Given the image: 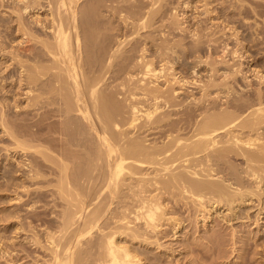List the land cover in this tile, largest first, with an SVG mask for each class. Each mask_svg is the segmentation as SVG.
Segmentation results:
<instances>
[{
	"label": "bare ground",
	"instance_id": "bare-ground-1",
	"mask_svg": "<svg viewBox=\"0 0 264 264\" xmlns=\"http://www.w3.org/2000/svg\"><path fill=\"white\" fill-rule=\"evenodd\" d=\"M15 1L21 3H16L21 14L37 16L32 17L37 27L23 24L17 17L15 20L30 26L27 30L19 24L21 31L30 30L24 31L27 40L36 42L25 49L30 63L21 60L23 83L18 80V84L26 87L24 91L19 89L27 99V107L38 111L29 110L34 119L28 123L29 107H25V118L29 119L21 128H14L19 124L17 120L14 126H6L8 113L5 116L1 111L5 119L1 113L0 126L10 136L13 145L9 147L14 152L9 156L13 160L10 169L5 168L10 177H3L9 180L2 187L6 191L10 188V193L5 191L6 198L25 204L29 214L28 220L22 222L19 207L3 212L0 223L13 228L8 239L0 238V258L8 264H175L181 250L176 253L173 247L177 245L172 247L167 238H177L185 229L181 215L175 216L182 208L193 215V224L204 228V232L212 228L209 224L216 219L220 222H214L215 226L220 227L222 222L221 226L225 224L229 229L234 226L232 220L244 219L248 227L252 224L256 231L264 232V58H252L242 43L239 49L229 50L227 41L221 42L222 46L218 41L223 56L210 60V53L219 48L215 36L208 35L207 41L203 39L207 55L199 56L201 71L195 69L198 63L193 64L188 78L184 71L185 76H176L171 67L170 74L164 71L168 76L162 89L154 82L164 76L163 71L153 69L151 59L168 65L176 41L162 43L161 37L163 45L153 42L155 45L148 50L147 41L139 39L126 49L131 40L121 29L132 28L129 35H139V30L149 28L163 14L167 0ZM212 1L215 0H203L204 13L211 16L215 10L220 23L217 35L231 31L236 38L232 39L239 41L233 27L239 16L240 23L248 29L259 30L248 18L264 16V0H216V8L210 9ZM40 12L45 16L40 17ZM114 17L119 20L117 24ZM207 20L211 22L213 18ZM196 37L199 36L193 38ZM218 37L220 40L223 36ZM194 41L195 47L203 46L199 38L197 44ZM185 86L197 87L198 96L193 92L180 96L179 90ZM118 93L124 102L116 99ZM10 109L7 110L12 114ZM18 109L22 111L19 106ZM48 196L51 201L45 200ZM58 206L61 208L56 212ZM164 224L167 227L163 228ZM213 233L203 236L206 243H200V247L196 237H191L196 243L189 238L191 242L186 241V247L183 242L181 245L195 261L203 259L215 244L222 246L225 253L228 236L225 240L226 235L220 234L225 240L222 243L220 235L218 241L213 237L218 233ZM234 236L233 232L229 239ZM163 239L173 252H167ZM244 240L241 247L249 254L252 245L255 255L260 247L257 245L264 244L261 238L262 242L254 241L258 244ZM214 257L216 260L218 255Z\"/></svg>",
	"mask_w": 264,
	"mask_h": 264
},
{
	"label": "rangeland",
	"instance_id": "rangeland-1",
	"mask_svg": "<svg viewBox=\"0 0 264 264\" xmlns=\"http://www.w3.org/2000/svg\"><path fill=\"white\" fill-rule=\"evenodd\" d=\"M10 1V2H9ZM12 1V2H11ZM14 1V2H13ZM142 1H144V2H146V1H149V0H142ZM165 1V0H164ZM163 1V2H164ZM179 1V2H178ZM183 1V2H182ZM3 2V3H2ZM167 2V3H166ZM213 2V1H212ZM214 2H216V0L214 1ZM213 2V4L211 3V5L212 6H209L210 7V9L212 8V9H215L216 7V4ZM18 5H21V3H18V2H16L15 0H0V87H2V88H0V116H1V113H2V117H3V115L5 114V116H6V114H7V119H8V117H9V119L8 120H6L7 122H5L7 125L6 126H8V127H10L11 125L10 124H12V126H14L13 125V121H14V124L17 122V123H19V124H15V126L16 127H14V128H17L18 127V125H19V128H21L22 126H25V124L27 125L28 123H30V121L32 122V120L34 119V118H32V117H30V116H32L30 113L31 112H33L34 110L32 109L31 110V108L29 109L28 107H27V104H25V103H27L26 101H27V99L25 100V95H24V97H23V92H21V91H24V89H26V87L24 86V84H21L20 86L22 87L23 86V88H21V87H19V84L18 83H23V75H22V73H24V72H20L21 71V67H20V65H21V60H23L25 63L27 62V63H30L29 62V59L26 57V54H27V52H28V50H26L25 51V49H26V47L27 46H29L30 44H36V42L35 41H28L27 39V34H25L24 33V31L28 28L29 29V27L30 26H28V27H26V26H24L23 24L25 23H29V25H31L32 23H33V18L35 19V17H37L36 15H32V16H30L31 15V13H30V15H24V14H21V12H20V6H18ZM147 3V2H146ZM148 3H150V2H148ZM165 3V5L163 6V10H164V8H165V10L162 12L163 14H161L159 17H156L155 18V20L153 21V25H151L149 28H147V29H144V30H139V35H135V34H131V35H129L130 33H131V31L133 30L132 28H131V30H129V31H126L125 29H121V31L123 32L124 31V34H125V32H127L125 35H126V38L127 39H130L131 41L130 42H128L127 44H126V49H128V48H130V46H131V44H133L135 41H139V39L141 40V41H147L146 42V46H147V48H148V50L149 49H151L150 47H151V44H153V42L154 43H157V45H158V43L160 44V45H163V44H161V42L163 43V42H166V44H168L169 42H173V43H175V41H176V46H174V48L172 49V50H175V51H173L174 52V54H173V52H172V54L171 55H169V58H170V61L171 62H169V63H167L168 65H169V67L170 68H168V65H166V63L165 64H162V62L163 61H159V59H157V58H153V59H151V63L153 64V66H152V64H151V66H152V68L153 69H156V70H158L159 69V72H160V70H162L163 72V74H161V75H164L163 77H161V78H158L157 80L158 81H155L154 82V84L157 86V87H160V88H164V87H166V85H167V82H165V77H167L168 76V73L165 75L164 74V71L166 72V71H168L169 72V74H170V69H171V67H173V71H172V73H174V74H176V76H178V75H182V74H186V76H185V74H184V76L185 77H188L189 78V76H190V74H189V68H190V66L191 67H193V66H195L198 62H199V56L201 55H207V46H205L206 44H207V42H205L203 39H205L206 37L208 38V35H211V38H213L214 36V38L217 40L216 41V47L217 48H221V46H222V44L223 43H225L226 41V43L228 44V47H230V49L229 50H233V49H239V48H237V47H241L240 45L241 44H239V43H242L243 45H245V48L247 49V54L248 55H251L252 56V58L254 57L255 59H256V57L258 56H261L262 58H264V25L262 26V22L264 23V16L263 17H260V16H255L254 17V15H251L252 17H250V18H248V19H250L249 21H252V23H255L256 25H258L259 26V30H256V31H260V30H262L261 31V33L260 32H257L256 34H255V32L253 31V29L252 30H250L251 28H249L248 29V27H246V26H244V24L243 23H240L241 22V16H239V17H237V19H239L238 21L239 22H233V27L235 28V32L237 33V35H239L238 36V40L239 41H236V40H233V39H236L235 37H233L231 34H230V32H228L227 30H226V34H223V35H221V32H218L219 34L217 35V31H218V29L220 28L219 26V24H218V22L219 21H217L216 20V13H215V10L214 11H212L211 12V14H213V15H211V16H214L215 17V20H214V17H211L210 16V14H208L209 15V17L210 18H213V20H211V22L213 21L214 22V24L212 23L211 24V22H209L208 20H207V18H209L208 17V15L206 14V13H204L205 11H204V9H205V7H204V3H203V0H167V1H165L164 2ZM185 3V4H184ZM200 3V4H199ZM176 4H177V6H176ZM182 4V5H181ZM187 4V5H186ZM192 4V5H191ZM10 5V6H9ZM15 5H17L18 6V8H17V6H15ZM214 5V6H213ZM12 6V7H11ZM179 7V8H178ZM190 7V8H189ZM214 7V8H213ZM15 9V11L13 10V9ZM172 8V9H171ZM181 8V9H180ZM195 9V10H194ZM18 10V11H17ZM202 10V11H201ZM14 11V12H13ZM175 12V14H174V16L175 17H177V19H178V21H177V19L173 16V13ZM178 11V12H177ZM10 12H12L11 14H10ZM18 13V15H16V13ZM171 12V13H170ZM203 12V13H202ZM41 14H40V17H44L45 15V13L43 12H40ZM104 14H108L107 12H104ZM184 14V15H183ZM191 16H190V15ZM11 15V16H10ZM21 15V16H20ZM162 15H165V16H163L162 17ZM193 15V16H192ZM200 15V16H199ZM206 15V16H205ZM20 16V17H19ZM27 16V17H26ZM28 16H29V18H28ZM171 16V17H170ZM18 19H17V18ZM22 17V18H21ZM33 17V18H32ZM160 17H162V19L160 18ZM169 17H170V19H169ZM194 17V18H193ZM260 17V18H259ZM173 18H174V20H173ZM204 20H203V19ZM261 18H263V20L261 19ZM12 19V20H11ZM15 19H17V20H19L20 22L22 21V25L20 24V22L18 23L17 22V20H15ZM25 19V20H24ZM28 19V20H27ZM158 19V20H157ZM160 19V20H159ZM195 19V20H194ZM207 20V22L208 23H206V20ZM234 19H235V17H234ZM6 20V21H5ZM162 20V21H161ZM166 20V21H165ZM176 20V22H174ZM219 20V19H218ZM254 20V21H253ZM261 20V22H259ZM27 21V22H26ZM29 21H31V22H29ZM116 21V22H115ZM117 21H119V20H117V18H115L114 17V23L115 24H117ZM170 21V22H169ZM201 21V22H200ZM256 21H257V23H256ZM15 22V23H14ZM17 22V23H16ZM205 22V23H204ZM14 23V24H13ZM155 23V24H154ZM167 23V24H166ZM177 24V27H176V24ZM196 23V24H195ZM260 25H259V24ZM19 24H20V27H22V26H24V28H26L25 30H23L22 29V31H21V28L19 27ZM26 24V25H27ZM35 23H33V25H31V26H34V27H37L36 26V24L34 25ZM161 24L163 25V26H161ZM175 24V25H174ZM206 24V25H205ZM240 24H241V26H240ZM209 25L210 26H212V27H210V29H209ZM18 26V27H17ZM154 26V27H153ZM157 26H159V27H157ZM198 26V27H197ZM208 26V27H207ZM153 27V28H152ZM162 27V28H161ZM204 27H206V28H204ZM218 29H217V28ZM243 27H246V28H243ZM9 28H11V29H9ZM154 28L156 29V30H154ZM161 28V29H160ZM208 28V29H207ZM241 28V29H240ZM252 28H254V26L252 25ZM7 29V30H6ZM27 29V30H28ZM149 29V30H148ZM184 29V30H183ZM188 29V30H187ZM195 29H199V30H195ZM204 29V30H203ZM216 29V30H215ZM19 30H20V32H19ZM26 30V31H27ZM161 30V31H160ZM193 30H195V31H193ZM204 32H203V31ZM10 31V32H9ZM30 31V30H29ZM29 31H27V32H29ZM157 31V32H156ZM187 31V32H186ZM190 31V32H189ZM22 32V33H21ZM26 32V33H27ZM38 32H39V30H38ZM121 32V33H122ZM153 32V33H152ZM170 32V33H169ZM210 34H209V33ZM241 32V33H240ZM21 33V34H20ZM166 33H167V36H166ZM194 33V35L195 36H199V37H196V38H193V37H195V36H193L192 34ZM196 33V34H195ZM208 33V34H207ZM247 33V34H246ZM154 34V35H153ZM173 34V35H172ZM204 34V35H203ZM206 34V35H205ZM229 34H230V36H229ZM244 34V35H243ZM24 35H26V37H24ZM129 37H128V36ZM134 37H133V36ZM140 35H142V36H140ZM163 35V36H162ZM169 35V36H168ZM12 36V37H11ZM213 36V37H212ZM218 36H223L222 38H220V40H219V37ZM244 36V37H243ZM247 38H246V37ZM2 37V38H1ZM131 37H133L132 39H131ZM137 37V39L135 40V38ZM142 37V38H141ZM144 37H147V38H144ZM149 37V38H148ZM153 37V38H152ZM158 37H160V38H158ZM161 37H162V39L164 40H166L167 38L166 37H168V40H166V41H161ZM165 37V38H164ZM203 37V38H202ZM257 37V38H256ZM170 38V39H169ZM197 38H199V41H204V42H201L202 43V47H198V48H200V49H198L197 47H195V39H196V44L198 43V41H197ZM205 39L206 41L210 38V36H209V38L208 39ZM233 38V39H232ZM248 38H250V40H252L251 38H253L254 39V42H252V41H250ZM8 39V40H7ZM25 39V40H24ZM175 39H177V40H175ZM202 39V40H201ZM12 40V41H11ZM27 40V41H26ZM170 40V41H169ZM183 40V41H182ZM26 41V42H25ZM151 41V42H150ZM161 41V42H160ZM220 42V44H219V42ZM234 41H236V42H234ZM24 42V43H23ZM179 42V44H177ZM221 42H223V43H221ZM21 43V44H20ZM200 43V44H201ZM205 43V44H204ZM237 43V44H236ZM11 44V45H10ZM29 44V45H28ZM38 44V43H37ZM165 44V43H164ZM213 44V45H214ZM221 45V46H219V45ZM3 45V46H2ZM19 45V46H18ZM39 45V44H38ZM37 45V46H38ZM155 44H153L152 46H154ZM180 45V46H179ZM214 45V46H215ZM239 45V46H238ZM254 45V46H253ZM261 46V47H260ZM177 47V48H176ZM205 47V48H204ZM234 47H236V48H234ZM14 50H13V49ZM18 48H19V50H18ZM198 50H197V49ZM202 48V49H201ZM12 49V50H11ZM194 49H196V50H194ZM219 49H217L216 51H214V52H211L210 53V57H209V59L210 60H217V59H220L223 55H220L221 53V49L219 50ZM3 50V51H2ZM9 50V51H8ZM17 50V51H16ZM219 50V51H218ZM2 51V52H1ZM13 51V52H12ZM183 51V52H182ZM195 51V52H194ZM218 51V52H217ZM9 52V53H8ZM187 52V53H186ZM5 53V54H4ZM12 53V54H11ZM26 53V54H25ZM149 53V52H148ZM205 53V54H204ZM10 54V55H9ZM199 54V55H198ZM263 54V55H262ZM16 55H17V57H21V58H17L16 57ZM218 55H220V56H218ZM172 56V57H171ZM194 56V57H193ZM228 56V55H227ZM226 56V59H228L229 57H227ZM3 57V58H2ZM16 57V58H15ZM150 57H152V56H150ZM197 57V58H196ZM215 57V58H214ZM220 57V58H219ZM14 58H15V60H14ZM23 58V59H22ZM28 59V61H27V59ZM148 58H149V56H148ZM185 58V59H184ZM18 59H19V61H20V63H18L19 61H18ZM25 59V60H24ZM195 59H197V60H195ZM247 58L245 57V59H244V62H242L243 64V66H244V68L246 67V65H247V63H246V60ZM6 60V61H5ZM249 60V59H248ZM264 60V59H263ZM17 61V64H13V63H15ZM23 61H22V64H24L23 63ZM242 61V60H241ZM189 62V63H188ZM20 64V65H19ZM190 64V65H189ZM194 64V65H193ZM4 65V66H3ZM12 65V66H11ZM187 65V66H186ZM193 65V66H192ZM162 66V67H161ZM167 66V67H166ZM24 67V66H23ZM161 67V68H160ZM164 67V68H163ZM188 67V68H187ZM201 66L199 65V63H198V65H196L195 66V69L197 70H199V72L201 71ZM164 70H163V69ZM177 68V69H176ZM181 68V69H180ZM184 68L185 69H187V70H184ZM7 69V70H6ZM165 69H167V70H165ZM169 69V70H168ZM3 70V71H2ZM176 70H177V72H176ZM197 70V71H198ZM5 71V72H4ZM183 71H184V73H183ZM185 71H188V72H185ZM156 72V71H155ZM176 72V73H175ZM17 73V74H16ZM19 73V74H18ZM21 73V74H20ZM158 73V72H157ZM161 73V72H160ZM159 73V74H160ZM189 74V75H188ZM21 75V76H20ZM171 76V75H170ZM169 76V77H170ZM18 78V79H17ZM9 80H11V81H9ZM18 80H21L20 82H18ZM151 80H153V79H151ZM7 81V82H6ZM117 81H120V80H117ZM114 83V82H113ZM117 82L115 81V84H116ZM4 87V88H3ZM18 87V88H17ZM21 89V91H20V89ZM188 88V89H187ZM19 89V90H18ZM187 90V91H186ZM192 90V91H191ZM198 88L197 87H192V86H185V87H183V89H180L179 91H181L179 94H180V96H182V95H184V94H192L193 95V93H194V95H196V96H198ZM18 91V92H17ZM184 91V92H183ZM8 92V93H7ZM22 94H21V93ZM183 92V93H182ZM193 92V93H192ZM8 94V95H7ZM119 94V93H118ZM117 94V100L118 101H123L124 102V100H122V97H123V95H121V94H119L118 95ZM16 98H15V97ZM18 97H20V98H18ZM13 98H15L14 100H13ZM5 99V100H4ZM8 99V100H7ZM3 100H4V102H3ZM8 101V102H7ZM19 101V102H18ZM5 103H6V105L7 106H9L8 108H7V106L5 105ZM10 103H12V104H10ZM17 103V104H16ZM21 103V104H20ZM3 104V105H2ZM10 104V105H9ZM16 104V105H15ZM15 106L14 108L13 107H11V106ZM26 105V106H25ZM2 106H3V108H2ZM6 106V107H5ZM17 106V107H16ZM18 106L19 107H21V109H22V111L24 110V108L26 107V108H28V110H26V108H25V110L27 111V114H26V117L28 116V117H30V120H28L27 118H25V111H23V113H24V115H23V113H22V111L21 110H19L18 109ZM6 108V110L7 109H10V110H12L13 112H12V114L10 113V111L9 110H7V112H6V110H4ZM4 111L5 113L3 114V112H1V111ZM15 110H17V112L15 111ZM19 110V111H18ZM29 110H31L30 111V113H28L29 112ZM20 111H21V113H20ZM38 111V110H37ZM36 110L34 111V112H37ZM18 115H17V114ZM20 114V115H19ZM180 114V113H179ZM179 114H177V115H179ZM15 115V116H14ZM18 116V117H17ZM24 116V117H23ZM175 116V115H174ZM173 116V117H174ZM15 117H17V118H15ZM176 117H178V116H176ZM4 118V117H3ZM15 118V119H14ZM19 118L21 119V118H23L22 120H19ZM5 119V118H4ZM25 119H27V120H25ZM0 120H1V118H0ZM12 121V123H11V121ZM17 120V121H16ZM24 120V121H23ZM9 121V122H8ZM16 121V122H15ZM19 121H22L23 122V124H21ZM25 121H27V122H25ZM1 122V121H0ZM25 122V123H24ZM1 124V123H0ZM11 126V127H12ZM4 127V126H3ZM2 126H0V138H2V139H0V147H2V148H0V189H2L3 187L2 186H4V182H6V180H9V179H7V177H10L9 176V173H8V171H9V167H11V163H13V160H12V158H10L9 156L11 155V153L13 154L14 152H11L10 150H12L11 148H12V145H13V143H11L10 141H11V138H9L10 136L9 135H6V133L4 132V128H3ZM31 129V128H30ZM33 129H34V127H33ZM2 130V131H1ZM2 136V137H1ZM9 138V139H8ZM8 140V141H7ZM10 140V141H9ZM12 144V145H11ZM2 145V146H1ZM9 145H10V147H9ZM7 147V149H5ZM3 150H5V151H3ZM6 150H8V151H6ZM16 155V154H15ZM10 158V159H9ZM19 158V157H18ZM10 160V161H9ZM12 160V161H11ZM10 162V163H9ZM9 164V166H7L8 164ZM7 164V165H6ZM7 166V167H6ZM5 168H9V169H5ZM7 171V172H6ZM5 173V174H4ZM7 173V174H6ZM2 175V176H1ZM4 176H7L6 177V179L5 178H3ZM2 178V179H1ZM5 179V180H4ZM8 182V181H7ZM6 182V183H7ZM3 184V185H2ZM2 187V188H1ZM32 187V186H31ZM8 189V188H7ZM11 189H12V187H11ZM2 190H4L3 192H2ZM2 190H0V196H1V194H2V196L0 197V218H1V216L3 217V216H5V214L4 213H6L5 212V209L6 210H8V208L11 210V207H13V206H15V207H13L12 209L14 210V208L15 209H17L18 207V209L17 210H19V212L20 211H22V212H20V213H22L21 214V216H19V218H20V221H22L23 219H25V221L26 220H28L27 219V217H26V215L28 216V212H26L27 211V209H25L26 207V205L24 206V205H22V204H20V202L18 203V202H12V201H9L7 198H8V196H6L5 194V189L3 188ZM9 191H10V188L8 189ZM6 191L7 193H10L9 191ZM50 193H51V191H49ZM48 192V193H49ZM22 195H24V193L22 194ZM4 197V198H3ZM7 197V198H6ZM34 199H37V198H34ZM50 199V200H49ZM45 200H47V201H51V196H50V198H49V196H48V198H46ZM7 201H9L8 203H7ZM47 201H44V203H45V206L46 207H49V205L47 204ZM2 202H4V203H2ZM10 203H12V204H10ZM41 203H43V202H41ZM15 204V205H14ZM16 204H18V205H16ZM47 204V205H46ZM21 205V206H20ZM24 207V208H23ZM59 207L60 206H58L57 208H55L57 211L56 212H58L59 211ZM61 208V207H60ZM40 209H43V208H40ZM39 208H36V210H40ZM246 209V208H245ZM253 209V208H252ZM252 209H250V210H252ZM182 210H183V212H182ZM182 210H180L181 212H177L176 214H175V216H182V217H184V218H181V216H180V219H183L184 220V225L183 226H186L185 227V229L184 228H182L181 230H180V232L178 233V236H177V238H174V239H170L169 237L167 238V241H168V244H170L172 247L173 246H176V247H173V249H176L175 251H176V253H177V251H179V250H181V253L179 254V255H177L176 257L177 258H175L174 257V255H173V258H175L176 260L178 259V261H176V260H174L175 262V264H256V263H258V264H264V253H262V252H264V244H258L257 242H262L261 240H259L260 238L261 239H264V237H262V234L264 235V232H262V233H260L261 231H256V228H254L253 227V225L251 224V225H249V227H248V223H245V220L244 219H241V220H237V219H234V220H232L231 221V224L232 225H234V226H232L231 227V229H229L228 228V226H226L225 224H224V227H225V229H221V228H224L223 226H221V225H223V223L221 222V223H219L220 224V227H218L217 226V224H216V226H215V223L214 222H217L216 220L214 221V222H212V223H210L209 224V227L211 228H209L210 230H205V232H204V228H202V227H198V226H195L196 224H193L194 223V218H193V215H190L189 214V212H188V210H187V212H186V210H184L183 208H182ZM249 210V211H250ZM4 212V213H3ZM26 212V213H25ZM19 213V214H20ZM186 213V214H185ZM24 214V215H23ZM180 214V215H179ZM188 214L190 215V216H188ZM185 215V216H184ZM186 217H189V218H186ZM191 217V218H190ZM240 219V218H239ZM19 220V219H18ZM18 220H17V222H18ZM242 220H243V223H242ZM20 221H19V223H20ZM191 221V222H190ZM237 221V222H236ZM263 221H264V218H263ZM23 222V221H22ZM191 224H190V223ZM218 222H220V221H218ZM217 222V223H218ZM236 222V223H235ZM196 223V222H195ZM214 223V224H213ZM7 223L6 222H3V223H0V238H2V240H3V238H4V240L3 241H5V238H9L11 235H12V233H11V229L13 228V226H12V228L11 227H7V225H6ZM244 224H246V225H244ZM245 226V227H244ZM163 228H165V227H167L165 224H164V226H162ZM193 227V228H192ZM194 227L195 228H197L196 230L194 229ZM218 227V228H220V229H216V228ZM227 227V228H226ZM234 227H236V228H234ZM244 227V228H243ZM251 227V228H250ZM233 228V229H232ZM243 228V230H241ZM249 229V230H251V232H249V234H247L248 233V231L249 230H247V229ZM8 229V230H7ZM213 230V231H212ZM214 230L218 233V234H216V232H214ZM224 230H225V232H224ZM232 230V231H231ZM245 230H247V231H245ZM206 231H207V234H206ZM210 231V232H209ZM222 233H221V232ZM242 231L244 232V233H242ZM214 232V233H213ZM229 232V233H228ZM233 232L235 233V236H234V239H229V237H231V235L233 234ZM246 232V233H245ZM208 233L209 234H216V235H214L213 237L216 239V240H218V241H220L219 239H220V237H221V240L223 239V237H224V239L226 238L227 239V241H228V243H227V241H225L224 239L222 240V243H224L223 241H225L226 243V246H225V244H224V246H225V253H223V251H222V246H217L216 247V244H215V246H213L212 247V250H209V251H206L205 253H204V256H205V258H204V256H203V259H204V261H202L203 259H201V260H197V261H195V260H193V258H194V256L192 257V255H189V254H191V252L189 253V252H186L188 249L187 248H184V246L186 245V241H190L191 242V240L189 239V238H193V239H196V238H198V242L196 241V240H193L192 238V240H193V242H197L198 243V245H199V247H200V243L201 244H203V243H206V239H203V236H208ZM223 233H225L224 235H223ZM231 233V234H230ZM260 233V234H259ZM2 234V235H1ZM11 234V235H10ZM180 234V235H179ZM223 236H221V235ZM244 234V235H243ZM246 234H247V237L248 236H250V237H246ZM253 234V235H252ZM6 235V236H5ZM220 235V237H218ZM230 235V236H229ZM243 235V236H242ZM252 235V236H251ZM170 236V235H169ZM238 236V237H237ZM254 236V237H253ZM171 238H173V236H170ZM180 237V238H179ZM182 237H183V239H182ZM196 237V238H195ZM202 237V238H201ZM257 237V238H256ZM181 239V240H179V239ZM185 238V239H184ZM219 238V239H218ZM250 238V239H249ZM202 239V240H201ZM244 239H247V240H250L249 242H252V244H253V242L254 241H257V242H254V243H257L258 245L257 246H259L260 245V247H263L262 249L259 247V248H257V253H255V255L252 253V250H253V248L255 247L254 245H252L251 243V245L253 246V247H251V245L249 246V244H248V247H251V249L249 250L250 251V254L246 251V250H243V244H244V242L246 243V240H244ZM163 240H165V239H163ZM181 242L180 244H178L179 243V241ZM185 240V241H184ZM201 240V241H200ZM232 240V241H231ZM241 240V241H240ZM7 241V240H6ZM166 240H165V244H166V250H167V252H173V251H171V246H169L166 242H167ZM174 241V242H173ZM175 241H178V243H176ZM240 241V242H239ZM170 242V243H169ZM173 242V243H172ZM182 242H183V245H181L182 244ZM195 242V243H196ZM242 242V243H241ZM172 243V244H171ZM185 243V244H184ZM189 243V242H188ZM187 243V244H188ZM195 243H193V244H195ZM262 243H264V241L262 242ZM164 244V245H165ZM192 244V245H193ZM27 244H25V246H26ZM168 245V246H167ZM179 245V246H178ZM198 245H195V246H198ZM235 245V246H234ZM181 246V247H180ZM242 246V247H241ZM245 246H246V244H245ZM27 247H29L28 245H27ZM31 247V246H30ZM170 248V250L169 249H167V248ZM186 247V246H185ZM234 247V248H233ZM241 247V248H240ZM4 247H2V249H3ZM177 248H179V249H177ZM181 248V249H180ZM196 248H198V247H196ZM30 249H32V247L30 248ZM215 251H214V250ZM219 249V250H218ZM241 249H242V251L243 252H241ZM244 249H245V247H244ZM169 250V251H168ZM199 249H197V251H198ZM235 250V251H234ZM255 250H256V248H255ZM156 251V250H155ZM196 251V253H199V252H197ZM220 251H222V254H223V258L221 257V252ZM261 251V255L260 254H258L259 252ZM215 252V253H214ZM216 252H217V255H218V257H216V260L218 261H216L215 260V257H214V255L215 256H217L216 255ZM246 252V253H245ZM175 253V252H174ZM189 253V254H188ZM193 253H195V252H193ZM243 253H245V254H243ZM186 256H185V255ZM257 254V255H256ZM163 255V254H162ZM183 255V256H182ZM189 255V256H188ZM195 256H197L198 257V255L199 254H194ZM239 255V256H238ZM243 255V257H241ZM246 255V256H245ZM157 256H158V254H157ZM159 256H160V254H159ZM181 256V257H180ZM220 256V257H219ZM226 256V257H225ZM253 257V260H251L252 259V257ZM164 257V256H163ZM184 257H185V259H184ZM225 257V258H224ZM228 257V258H227ZM258 257V258H257ZM260 257V258H259ZM190 258V259H189ZM191 258H192V260H191ZM220 258H221V260H220ZM242 258V259H241ZM249 258V259H248ZM251 258V259H250ZM255 258V259H254ZM2 258H0V264H5L6 262H5V260H1ZM239 259V260H238ZM247 259H248V261L249 262H247ZM258 259V261H256ZM263 259V260H262ZM255 260V261H254ZM262 260V261H261ZM183 261H185V262H183ZM193 261V262H192ZM214 261V262H213ZM241 261V262H240ZM251 261V262H250ZM177 262V263H176ZM182 262V263H181ZM195 262V263H194ZM199 262V263H198ZM201 262V263H200ZM239 262V263H238ZM6 264H8V262L6 263Z\"/></svg>",
	"mask_w": 264,
	"mask_h": 264
}]
</instances>
